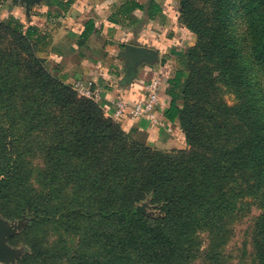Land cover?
<instances>
[{"label":"rangeland","instance_id":"rangeland-1","mask_svg":"<svg viewBox=\"0 0 264 264\" xmlns=\"http://www.w3.org/2000/svg\"><path fill=\"white\" fill-rule=\"evenodd\" d=\"M10 1L0 0V221L14 262L0 264H259L262 168L249 151L252 118L264 120V63L250 55L244 0H173L190 35L176 50L182 118L147 127L60 78L41 51L47 38L21 34ZM42 73L94 104L115 136L88 138ZM126 208L147 225L122 223Z\"/></svg>","mask_w":264,"mask_h":264},{"label":"crops","instance_id":"crops-1","mask_svg":"<svg viewBox=\"0 0 264 264\" xmlns=\"http://www.w3.org/2000/svg\"><path fill=\"white\" fill-rule=\"evenodd\" d=\"M173 3V0H35L26 5L25 0H11L7 15L20 16L22 23L35 25L47 38L48 47L41 51L59 69L60 78L70 85L80 81L98 86L101 106L108 112L115 97L133 102L143 96L145 81L163 79L165 89L159 92L158 118L167 123L163 114L171 100L168 82L180 71L176 68V50L190 36L178 21ZM126 44L144 47L157 55L155 63L137 68L130 83H122L125 59L121 53ZM130 119L126 124L148 126L144 120Z\"/></svg>","mask_w":264,"mask_h":264},{"label":"trees","instance_id":"trees-1","mask_svg":"<svg viewBox=\"0 0 264 264\" xmlns=\"http://www.w3.org/2000/svg\"><path fill=\"white\" fill-rule=\"evenodd\" d=\"M243 12L247 19L246 23H248L246 29L251 43L250 55L257 63V65H259V62L264 63V0H244ZM149 14L150 16L152 15L151 11L149 12ZM178 21L180 22L179 18ZM18 23L19 24L15 28L18 29L21 34L25 35L26 38H32V35H36V33L38 32L37 29L33 28L30 24L26 25L20 20L18 21ZM244 74L245 76L249 74L247 68L245 69ZM42 75L44 76L41 77L44 80H47L46 82L51 83L56 81H54L53 79H49L50 76L45 73H42ZM181 79L182 72L177 71L175 72L173 78L169 80V82L167 81L170 86L169 90H167V94L170 96L171 100L169 102V106L166 108L163 115L169 123H173L174 121L179 119L181 120L182 118V111L178 106L177 99L175 96V91L180 87ZM147 81L144 82L143 86L147 83ZM163 83L164 80L160 79L159 89H165ZM55 85L58 89L55 90V88H52V90L61 93V97H58L59 104L63 107H66V105L70 106L79 116L80 120H83L84 122L90 125L91 136L88 138L96 140L107 139V141H110L112 137L115 136V128L113 124L101 118L94 104L87 100L80 102L79 99L77 100V98L73 96V92H71L70 87L63 85L60 82L56 81ZM38 88L40 87L38 86ZM67 92L69 96H71V102H68L66 104L65 99H63V95ZM73 99L75 100L72 101ZM252 119V130L255 131V134L253 135V145L251 150L249 151V154L250 160L253 162V164L255 166H258L259 168H262L260 173L257 175V186L261 190L260 208L264 210V120H260L259 118L254 117ZM124 213L126 214L124 216L123 214L119 213V215H121L119 219H121L122 223H138L137 225L139 227L147 225L146 222H144V220L142 219V217H140L136 212L128 210L126 208L124 210ZM256 226L258 227V224ZM148 229L150 231V234H152V236L157 240V242L164 244L167 243V241L163 238V236H161L160 232L157 230L158 225L156 227L148 225ZM259 229V233H264V221L262 225H259ZM262 236H264V234ZM259 255L261 257L264 256V242L263 247H261L259 251ZM262 259L264 264V258H261L259 260V264L262 262Z\"/></svg>","mask_w":264,"mask_h":264},{"label":"built area","instance_id":"built-area-1","mask_svg":"<svg viewBox=\"0 0 264 264\" xmlns=\"http://www.w3.org/2000/svg\"><path fill=\"white\" fill-rule=\"evenodd\" d=\"M159 84V78L148 81L143 87V96L133 102H127L121 97H115L110 102L111 116L117 120L131 118L156 123L160 112ZM78 86L81 91H84L85 96L93 100L99 98V90L98 93L92 91L93 86L91 83H79Z\"/></svg>","mask_w":264,"mask_h":264},{"label":"water","instance_id":"water-1","mask_svg":"<svg viewBox=\"0 0 264 264\" xmlns=\"http://www.w3.org/2000/svg\"><path fill=\"white\" fill-rule=\"evenodd\" d=\"M26 1V0H25ZM35 0H29L26 5H30ZM125 59V76L122 83H130L135 75L136 70L143 64H153L156 61L157 55L154 51L148 50L144 47L126 44L121 53ZM13 230L7 229L2 221H0V262L13 263V251L4 245V238L6 235H11Z\"/></svg>","mask_w":264,"mask_h":264}]
</instances>
